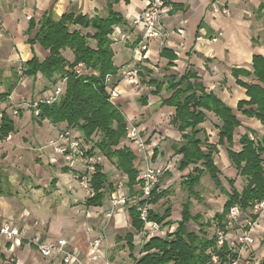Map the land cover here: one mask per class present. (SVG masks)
I'll return each instance as SVG.
<instances>
[{
  "label": "trees",
  "instance_id": "trees-1",
  "mask_svg": "<svg viewBox=\"0 0 264 264\" xmlns=\"http://www.w3.org/2000/svg\"><path fill=\"white\" fill-rule=\"evenodd\" d=\"M120 2L121 0H107L106 16L90 17L65 13L59 20H55L50 11L44 13L39 22L31 18L27 30L30 36L28 43L31 46L39 43L49 51V56L40 61L34 55L30 61L23 63L22 70L24 77L36 78L41 74L55 84L60 79L67 78L66 90L60 101L52 105H40L39 116L36 117L32 111V119L37 123L48 121L53 125L65 124V128L76 129L89 142L94 137L98 138L95 143L91 142L92 150H98L110 162L116 161V169L126 175L127 187L130 194L134 195L136 187L141 183L138 181L140 172L136 163L137 156L128 143L124 144L127 146L121 145L126 138V116L118 100L110 101L106 89L108 75L117 77L115 85L121 81V78L118 79L119 67L114 63L113 49V44L119 40L112 39L117 27L128 25L126 17L115 11V5ZM126 2L129 3L130 0ZM139 41H136L137 45ZM66 51L72 53L73 61L64 56ZM160 57L170 61L177 59L167 47L160 51ZM80 63H84L96 74L76 75L73 69ZM252 67L253 72L246 69L233 70L236 78L254 76L256 81L247 84L238 80V84L246 90L249 100L239 102L237 109L244 116L260 121L264 127V57L254 56ZM18 76L15 72L16 82L0 94V102L6 101L13 93L20 79ZM198 79L195 73L187 71L181 78L175 75L167 76L163 81L152 78L148 86L154 88L150 91L152 95L158 96L163 91L170 94L168 98L162 99L161 106L175 108L172 122L182 134L183 140L181 145H173L175 155L181 156L177 170L180 173L190 171L181 183L182 188L188 192V196L199 199L200 195L195 187L200 184L202 177L208 174L216 188L228 195L224 212L216 213L214 216L216 224L224 228L226 216L233 206L238 205L247 210L254 203L264 200V131L260 136L255 130L249 129V133L240 138L242 150L235 151L234 132L241 126L240 120L233 109L215 93H208ZM139 101L143 106L148 104L146 96H142ZM207 112L213 113L222 122L218 134L219 145L227 147V155L232 166L237 170L238 176L246 179V185L241 192L234 187L233 180L229 181L231 192L226 190L221 181V172L215 163V155L219 153L217 145L210 144L205 129L199 128L206 122ZM15 132V123L4 110L0 140ZM201 135L204 137L203 140ZM65 172H69L68 168ZM3 182L0 177V197L5 193ZM91 187L93 194L86 199V205L103 206L107 189L113 191V187L109 184L108 175L103 172L102 166L97 167ZM158 189L159 186L152 191L149 200H141L129 208L132 228L136 234L144 227L138 207L144 204L157 205L171 194L168 189L160 192ZM191 206V201L183 205L182 220L178 222L174 232L168 233L169 239L154 237L145 243L143 255L135 260V264H213L211 254L217 255L221 261L237 258V254L227 246L220 250L217 248L216 236L209 237L205 231L211 227L210 223H201L199 214L192 215ZM170 214V209H167L164 215H158L151 208L148 219L164 227H170V221L165 222ZM192 221L200 225L198 233L189 230L188 225ZM126 239L131 250H134V234H128ZM3 257L0 255V258Z\"/></svg>",
  "mask_w": 264,
  "mask_h": 264
},
{
  "label": "rangeland",
  "instance_id": "rangeland-1",
  "mask_svg": "<svg viewBox=\"0 0 264 264\" xmlns=\"http://www.w3.org/2000/svg\"><path fill=\"white\" fill-rule=\"evenodd\" d=\"M216 1L218 0H215V3H217ZM218 6L212 8L214 13L228 10L225 4H218ZM1 47L0 52L5 46ZM7 48L11 49L8 43L6 45ZM64 56L68 60L72 58L69 51H66ZM5 58L6 56L0 53V63L1 59L5 60ZM22 65L23 63H17L16 66H13L19 75L18 77H20L18 86L15 87L14 94L12 93L14 102L6 100L1 104L2 108L4 107L7 114L13 119L16 132L11 133L12 139L0 140V177L4 181L5 189L4 195L0 197V224L4 221L13 223L21 229L23 241L19 249L11 251V243L8 245V242L0 240V255L4 256L0 258V264H51L49 260L41 257L34 246H31V251H28L27 263H23L20 252L26 247L27 240L31 237H37L50 242L64 237L74 241L75 239L70 237V231L73 232V237L75 238L84 230V227L87 232L91 227L94 231H101L105 235L107 243L113 242L114 246L108 245V247L106 244L107 254L112 264H135V260L143 255L142 249L145 243L138 233L137 238H135V248L131 250L130 246H127L125 236L128 233H134L127 211L133 205L134 197L137 198V202L141 201V193L137 192L138 187H136L137 191L134 192V195L130 194L126 175L116 169V161L110 162L103 156L101 166L103 167V172L108 175L109 184L112 185L113 191L107 189L103 204L104 212H102L101 216L98 214L100 211L98 207H88L86 205L85 201L92 196L93 191L89 193L80 184L78 179L79 171L70 170L63 159L56 155L53 150L49 148L43 149L44 146H47L49 139L65 127L64 125H53L48 121L37 123L36 120L32 119V109L28 108L30 101L35 98H42L45 91H48L47 89L45 90L44 86L46 84H42L41 78L30 79L20 74L23 72ZM0 69H3L2 72L4 71V73L0 72V78H10V85L15 84L16 77L12 78L14 73L10 71V66L2 63L0 64ZM56 78L58 77L56 76ZM2 85L4 90L8 88V83H3ZM136 86H140V84ZM128 90L133 89L128 88ZM148 92L146 87H139L138 92L136 91V97L145 95ZM168 95L163 93L164 97H168ZM125 97L127 102H132L133 97ZM136 104L142 108L139 103L136 102ZM14 109L19 111L18 114L14 113ZM161 109L162 106L157 105L153 114H157ZM165 110L167 109L165 108ZM139 115H137L139 117L136 120L128 117H126V120L127 122L132 120V123L144 129V120H142L144 115ZM207 115L209 143L217 144L219 141L217 135L219 122L212 114ZM166 118L168 120L157 121V126L151 125L148 130L146 129V132H143V137L147 139L148 146L156 151V155L154 154L152 157L153 163L163 166L166 170L165 175L160 179V191L166 189L171 191V194L163 198L157 205L150 206L158 215H164L166 210L170 209V218L168 217L165 222L170 221L171 226H166V228L170 232H174L178 222L182 220L183 205L191 201V214L194 216L199 214L201 223H210L211 227L206 228L205 231L209 237H212L216 233L217 226L214 216L216 213L222 214L224 212L228 195L218 190L210 176L205 174L200 184L195 187V190L200 195L199 199L188 196V192L182 188L181 183L190 171L187 170L180 173L177 170V163L180 157L175 155L172 149L173 145L182 144L181 134L178 133L175 125L171 122L172 116L168 117L166 115ZM160 125L162 127H159ZM201 137L203 140L204 137L202 135ZM152 139L154 140L152 141ZM98 140V138L94 137L91 142ZM91 142L87 141L88 144H91ZM152 142L155 143L154 146H151ZM127 143L126 137L121 142V145L127 146L124 145ZM216 148L219 153L215 155V163L221 172L220 178L224 187L231 192L232 188L229 181L233 180L235 182L234 187L241 192L246 185V179L238 176L237 170L227 159L228 157H224V155L227 156V147L219 145ZM238 149L239 146L236 144L234 150ZM66 168H68V173L65 172ZM119 182L126 183V187H124L122 192L117 191ZM116 193L121 195L124 193L123 196L128 198L129 202L123 208L113 211L114 217L112 219L108 218V220L106 217L109 212H112L110 202ZM121 210H123L126 217L122 223L116 225L115 218ZM87 214H90L91 217L87 218ZM101 217H103L102 220L99 219ZM262 217H264V214ZM258 226L259 221L253 232V236L256 239L255 245L246 247L241 251L244 264H264V230H259ZM188 228L190 231L197 233L200 231V225L194 221L188 225ZM230 234L232 237L235 236L234 231L230 232ZM161 239L167 240L169 238Z\"/></svg>",
  "mask_w": 264,
  "mask_h": 264
},
{
  "label": "crops",
  "instance_id": "crops-1",
  "mask_svg": "<svg viewBox=\"0 0 264 264\" xmlns=\"http://www.w3.org/2000/svg\"><path fill=\"white\" fill-rule=\"evenodd\" d=\"M168 1L172 4L173 10L163 18V22L168 30L167 48L177 57L173 61L160 57L158 43H154L148 48H145L144 45L140 47L137 45L136 38L138 37V33L130 25V19L132 16L143 11L149 4V0H130L129 3L126 0H121L114 7L116 12L122 13L128 20V25L117 27L115 31L130 36L128 42L118 41L113 44L115 52L114 63L119 67V74L128 67L135 65L142 68L140 75L135 79L134 83L130 84L127 81H122L117 85V90L120 93V98L118 99L121 104L120 108L129 119L136 120L140 116L139 114L144 115L142 117V120H144V132L151 125L157 126V121L167 119L166 115L168 117L170 115L172 116V122L175 116V108L162 107L160 112L153 114L157 105H161L162 99L168 98L170 94L168 95L166 91H163L158 96L152 95L150 91L154 88L149 87L148 82L152 78L163 81L170 75L181 78L187 71H192L197 75L199 78L198 81L202 83L206 91L208 93H215L227 106L233 109L240 120L241 126L234 132V147L238 144L239 149L235 151L239 152L242 150L240 138L242 135L248 134L249 129L255 130L260 136L263 135L264 131V127L260 121L244 116L237 109L239 102L249 100L246 96V90L238 84V80H242L247 84L255 83L254 76L248 78L239 76L236 78L233 74L234 69H246L253 72L252 64L254 56L259 55L264 57V8H262L264 0H218L216 1L217 3H215V0ZM106 4L107 0H0V47L2 46L1 48H3V45L5 46L0 53L6 56L5 60L1 59L0 64H8L10 71L15 73L17 71L13 66H16L17 63H26L34 55L40 61H44L49 56V51L45 50L39 43L34 44V46L28 43L30 36L27 34V30L31 18L39 22L42 15L50 11H52L55 20H59L65 13L75 15L83 14L89 15L90 17H94L95 15L106 16ZM218 4L227 5L229 14L226 15L220 11L214 13L212 8L219 7ZM35 34L36 32L33 33V36ZM199 37H204L205 40L199 41ZM114 38L112 36V39ZM213 38H217L218 41L212 43L210 39ZM7 43L11 49H6ZM70 54L72 58L69 61H73V55L71 52ZM2 70L0 69V72ZM37 78H41L43 85L46 84L44 87L47 91L55 84L41 74H38ZM120 78L122 79L119 75L118 79ZM10 82V78H0V94L6 90H4L2 84L8 83V87H10ZM138 84L140 86H136ZM139 87H146L149 91L145 95H142L148 98V104L146 106H143L139 101L142 96L136 97V91L138 92ZM128 88L133 90H128ZM122 93L126 95L123 94L121 96ZM163 93L168 95V97H164ZM125 96L133 97L132 102H127ZM136 102L142 108L138 107ZM206 114H212L218 120V135L222 122L213 113L207 112ZM207 119L199 128L205 129L208 136L207 131L209 128L207 127ZM60 125L65 126V124ZM159 127L162 126L160 125ZM176 130L178 131L177 128ZM178 133L180 132L178 131ZM236 135L238 137L237 140ZM154 145L155 143L152 142L151 146ZM213 145H217L218 147L219 141ZM149 151L153 155L156 153L152 147H149ZM179 157L181 159V156ZM224 157L226 158L228 155H224ZM227 159L229 160V158ZM134 199L133 205H136L138 203L136 201L137 198L134 197ZM98 209L100 210L98 214L101 216L103 214L102 212H104V206L98 207ZM122 213L123 210L116 215V225L125 220L126 215ZM99 219L102 220L103 217ZM258 221L259 230H264V217H260ZM83 229L79 236L75 238L73 237V232L70 231V237L75 239L74 241L79 246H82L89 237L86 228L84 227ZM128 234H134L133 244L136 243L135 238H137V234L135 232ZM128 234H126L125 239ZM3 241L11 243L12 251L20 248L23 238L13 242ZM106 244L107 246H114L112 241L107 243L106 240ZM30 249L31 245L27 243L23 251L20 252L23 263H27L28 251H31Z\"/></svg>",
  "mask_w": 264,
  "mask_h": 264
},
{
  "label": "built area",
  "instance_id": "built-area-1",
  "mask_svg": "<svg viewBox=\"0 0 264 264\" xmlns=\"http://www.w3.org/2000/svg\"><path fill=\"white\" fill-rule=\"evenodd\" d=\"M173 10L172 4L168 0H149L146 8L131 17L130 22L134 31H137L138 37L136 41L140 40L138 46L144 45L145 48L150 47L154 43H158V48L161 51L166 48L168 43V30L163 22V18ZM224 14H229L228 10L222 11ZM30 18V17H29ZM113 37L121 42H128L130 36L114 31ZM199 41H204V37H199ZM212 43L218 41L217 38L210 39ZM136 52V51H135ZM74 73L78 76L96 74L84 63L76 65L73 69ZM141 68L138 65L128 67L123 70L118 76L122 77L121 81H127L130 84L135 82V79L140 75ZM23 75V72L20 73ZM117 77L108 75L106 77V89L110 95V101L116 102L120 98V93L117 90L116 83ZM67 78L60 79L56 84L49 88L48 92L42 95V98H35L29 103L34 115L39 116V106L42 104L52 105L63 97L66 90ZM8 102H14V96L11 94L7 98ZM0 102V126L4 115V107L2 108ZM18 110L14 109V113L18 114ZM129 120L126 125V137L129 146L137 156V168L140 172L138 181V190L141 193V200H149L152 191L159 186L160 192V179L166 173L163 166L153 163V154L149 151L147 139L143 137L144 129L132 123ZM8 140L12 139V134L7 136ZM49 148L60 156L66 166L72 171L78 172V179L80 184L89 193L92 191L91 181L97 172V167L101 166L103 162V155L98 150H92V145L88 144L82 135L76 130L65 128L51 139L47 146L43 149ZM92 152V153H91ZM91 153V154H90ZM79 166V167H78ZM80 168V169H78ZM126 183L119 182L117 191H124ZM124 193L115 194L112 198L110 205L112 212H109L107 219L113 218V211L126 206L129 199L123 196ZM151 206L144 204L138 207L140 218L144 223L142 231L139 233L142 241L146 243L154 237L165 238L170 232L169 229L163 225L150 221L148 213ZM264 214V200L254 203L249 209L244 210L240 206L235 205L230 209L229 214L224 221V228L219 225L216 226V243L217 248L220 250L222 247L227 246L231 251L237 254V258H228L221 261L215 254L212 255L213 264H244L242 261L241 251L246 247L255 245V237L253 236L254 229L258 222L259 217ZM91 215L87 214V218ZM255 217H257L255 219ZM108 219V220H109ZM234 231L235 236L232 237L230 232ZM88 239L79 246L77 242L71 241L66 238H58L47 242L37 237L28 239V244L34 246L42 258L49 260L52 264H112L110 257H108L107 249L105 248L106 239L101 231H94L91 227L88 230ZM23 238L21 230L9 221H4L0 224V239L6 241H18ZM74 246H73V245ZM240 247V248H239Z\"/></svg>",
  "mask_w": 264,
  "mask_h": 264
}]
</instances>
